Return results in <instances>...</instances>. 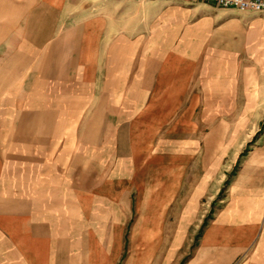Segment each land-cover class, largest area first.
Masks as SVG:
<instances>
[{
    "label": "rangeland",
    "instance_id": "obj_1",
    "mask_svg": "<svg viewBox=\"0 0 264 264\" xmlns=\"http://www.w3.org/2000/svg\"><path fill=\"white\" fill-rule=\"evenodd\" d=\"M200 3L164 0L159 10L143 1L104 0L96 49L106 55L105 45H120L123 34L128 49L122 60L113 55L112 65H89L92 111L90 88L79 97L70 87L77 72L65 71L72 79L63 88L56 79L62 70L50 63L57 84L52 100L72 119L63 137L65 176L58 191H47L60 206L43 209L48 223L28 225L32 200L44 196L41 186L31 191L30 177L3 175L2 254L26 249L20 258L30 264H188L198 254L200 236L239 170L237 158L264 133V112L245 109L247 42H202L191 30L227 33L238 28L237 20L248 26L258 17L223 16ZM111 26L118 30L106 42ZM222 51L229 53L224 59ZM30 226L35 239L24 237Z\"/></svg>",
    "mask_w": 264,
    "mask_h": 264
},
{
    "label": "crops",
    "instance_id": "obj_2",
    "mask_svg": "<svg viewBox=\"0 0 264 264\" xmlns=\"http://www.w3.org/2000/svg\"><path fill=\"white\" fill-rule=\"evenodd\" d=\"M70 1L72 3L67 0H0V113L7 116V119L0 120V179L14 172L31 178L28 184L31 191L36 190L37 185L41 186L44 196L37 203L32 200L26 217L28 225L48 223L43 209L59 207L60 204L56 197L55 202L48 199L47 191H58L66 173L63 137L64 129L72 127V119H67L63 108L52 100L54 94L51 92L57 84L56 80H50V63H56L58 70H62V75L56 79L63 81L60 85L63 88L72 79L66 78L65 71L77 72L70 87L78 90L79 97L85 96V90L90 88L88 109L92 111V66L89 65L111 64L113 55L119 57L118 54L122 60L128 49L125 43L128 38L124 34L117 39L120 45H105L107 56L105 49L103 52L96 49L97 31L103 30L101 20L96 16L104 0ZM136 1L156 5L154 7L159 10L164 8H161L164 0ZM200 4L221 11L219 14L223 16H246L243 13H248L258 17L249 27L237 20L238 28L227 33L219 31L212 35L206 28L198 26L191 30L202 42H208L211 37L247 42L249 64L244 69L248 76L244 83L245 109L264 112V74L262 78L258 75V72L264 73V14L222 9L204 2ZM138 12L144 13L139 9ZM154 19L156 27L160 26L161 19ZM116 30L112 26L108 29L106 42L110 33ZM228 54L218 52L223 59ZM60 64L63 65L60 67ZM221 65L224 70L225 63ZM236 69L235 63L232 65L234 73ZM106 72H112V69L107 68ZM223 75L217 74V84L223 80ZM237 160L239 170L228 184L219 209L200 236L198 254L188 264L206 261L232 264L246 252L241 264H251L261 258L264 261L263 130L248 143ZM31 228L28 227L24 236L27 239L36 238ZM2 235L0 230V240ZM25 252L28 251L18 248L5 254L0 252L3 256L0 264H30L20 258L26 255Z\"/></svg>",
    "mask_w": 264,
    "mask_h": 264
},
{
    "label": "built area",
    "instance_id": "obj_3",
    "mask_svg": "<svg viewBox=\"0 0 264 264\" xmlns=\"http://www.w3.org/2000/svg\"><path fill=\"white\" fill-rule=\"evenodd\" d=\"M222 9H235L240 12L252 11L264 14V0H199Z\"/></svg>",
    "mask_w": 264,
    "mask_h": 264
},
{
    "label": "trees",
    "instance_id": "obj_4",
    "mask_svg": "<svg viewBox=\"0 0 264 264\" xmlns=\"http://www.w3.org/2000/svg\"><path fill=\"white\" fill-rule=\"evenodd\" d=\"M261 132V131H260ZM243 155V154H242ZM235 172L232 174V176H234Z\"/></svg>",
    "mask_w": 264,
    "mask_h": 264
}]
</instances>
